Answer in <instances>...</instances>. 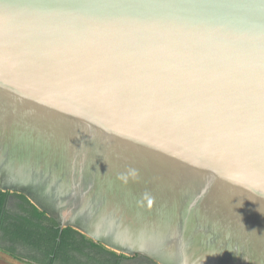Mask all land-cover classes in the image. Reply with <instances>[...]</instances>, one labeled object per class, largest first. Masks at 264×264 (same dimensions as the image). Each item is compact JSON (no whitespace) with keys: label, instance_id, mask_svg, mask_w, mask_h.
<instances>
[{"label":"water","instance_id":"water-1","mask_svg":"<svg viewBox=\"0 0 264 264\" xmlns=\"http://www.w3.org/2000/svg\"><path fill=\"white\" fill-rule=\"evenodd\" d=\"M0 189L156 264H264V0H0Z\"/></svg>","mask_w":264,"mask_h":264},{"label":"trees","instance_id":"trees-1","mask_svg":"<svg viewBox=\"0 0 264 264\" xmlns=\"http://www.w3.org/2000/svg\"><path fill=\"white\" fill-rule=\"evenodd\" d=\"M0 248L32 264H121L138 257L110 250L74 228L61 229L26 195L1 189Z\"/></svg>","mask_w":264,"mask_h":264},{"label":"rangeland","instance_id":"rangeland-1","mask_svg":"<svg viewBox=\"0 0 264 264\" xmlns=\"http://www.w3.org/2000/svg\"><path fill=\"white\" fill-rule=\"evenodd\" d=\"M100 256V255H99ZM106 256H101V258H105ZM0 264H32L26 260H19L11 255L4 252L3 249L0 248ZM34 264V263H33ZM123 264H144L143 261L135 260L131 262H124Z\"/></svg>","mask_w":264,"mask_h":264},{"label":"flooded vegetation","instance_id":"flooded-vegetation-1","mask_svg":"<svg viewBox=\"0 0 264 264\" xmlns=\"http://www.w3.org/2000/svg\"><path fill=\"white\" fill-rule=\"evenodd\" d=\"M13 197L14 196H12L11 199H13ZM135 260L143 261L144 264H154L155 263V262H153V261H151V260H149V259H147L145 257L138 256L135 259H130V260L123 259L121 264H123L124 262H131V261H135Z\"/></svg>","mask_w":264,"mask_h":264}]
</instances>
